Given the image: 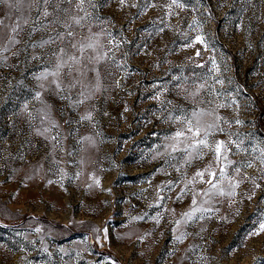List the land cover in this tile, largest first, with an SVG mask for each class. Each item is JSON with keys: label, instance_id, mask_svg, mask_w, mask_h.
I'll use <instances>...</instances> for the list:
<instances>
[{"label": "rangeland", "instance_id": "1", "mask_svg": "<svg viewBox=\"0 0 264 264\" xmlns=\"http://www.w3.org/2000/svg\"><path fill=\"white\" fill-rule=\"evenodd\" d=\"M92 2L75 31L107 53L89 65L100 90L87 72L75 88L62 77V93L37 79L58 44L30 46L49 34L30 35L35 8L0 3V32L17 17L22 29L0 39V264H264V0ZM185 118L212 124L227 160L189 158L183 137L173 150ZM209 166L226 193L239 181L234 195H203L210 177H193Z\"/></svg>", "mask_w": 264, "mask_h": 264}, {"label": "snow or ice", "instance_id": "2", "mask_svg": "<svg viewBox=\"0 0 264 264\" xmlns=\"http://www.w3.org/2000/svg\"><path fill=\"white\" fill-rule=\"evenodd\" d=\"M64 3L72 4L77 9L75 15H72L70 11L66 12L65 9L59 7L58 0H0V3H7L8 6L15 7L17 12H21V6L27 5V10L30 12L31 9L35 8L37 12V17L31 20L32 27L30 31V35L35 34L37 31L41 29L47 30L49 32L47 38L41 37L39 41L32 43L30 46L33 48H43L46 45L51 44H58L57 48L52 51L51 56L54 58L53 64L51 67H46L45 70L37 77V79L48 80L51 77L50 84L54 86L55 90L58 93H62L65 90V85L62 82V77L69 80L67 85L68 88H75L80 85L82 82L80 77H83L87 74V72L94 73L95 76V90H100V79H99V69L89 65H92L93 62H99L103 60L107 53H100L98 49L103 47L99 45L98 40L96 42H92L95 37L98 36L97 33H91L87 39L89 42L84 43L83 40L77 41L76 39V31L77 27H83L86 22H91L92 20V13L88 11L89 8H95L96 5L92 2V0H63ZM120 3L123 5L126 3V0H120ZM172 4L176 7H183V4L178 3V0H172ZM87 5V7H85ZM135 6V5H133ZM51 7L52 11L50 12L48 8ZM60 13H65L64 16H61ZM82 13V15H81ZM21 16L23 13L21 12ZM43 18V21L40 18ZM23 24H29V18L23 19ZM60 24L64 31H56V25ZM7 27L3 20H0V28ZM22 31L21 29V20L20 17H17L14 26H11L10 32L14 35H5L4 33L0 32V39H7L8 45H15L19 43L16 39V35ZM89 32L91 30L89 29ZM54 33V35L52 34ZM197 41L203 43V40L200 37H197ZM62 43L64 46H59V43ZM8 46H5L0 51H8ZM91 50L92 53L95 55H89L87 57L84 56L86 51ZM199 54V53H197ZM214 67H218L215 65L213 61ZM216 83L222 84V80H217ZM199 87H204V85H200ZM81 96H84V99H88L89 96H85L84 92L80 93ZM40 93H36V98L39 99ZM67 98V97H64ZM83 100H78L77 103H83ZM223 107L224 105H219ZM196 113H193V116H196ZM91 113L87 114L86 116L81 117L83 120H90ZM183 122H186L188 127L186 129L187 133H190V136L185 135V130H178L176 131L175 135L171 137V139L177 141V144L173 145V150H177L178 144L180 143V138H185L186 140L190 141L187 147L183 150L187 153L189 158L192 157L193 153H196L198 158H202V152L204 149H207L209 152L213 153L215 160L217 163L220 162L221 159L227 160V156L225 153L229 151L227 145L224 141H214L212 143L209 142V135L210 129L213 127L212 124L206 126L203 134L201 133V126L199 120H197L196 125L192 124L190 119L185 118ZM239 123V121H237ZM53 127L56 125L53 123ZM45 132L49 131V129H45ZM53 141L57 140V136L53 135L51 137ZM264 156V153H262ZM190 162V160H189ZM231 161H228V164H231ZM261 163L264 164V159L261 160ZM247 167H251V163L246 165ZM235 171L239 172V167L234 169ZM205 173L208 174L210 177L206 182L211 185V188L208 192L203 193L205 196H209L212 194V190H215L216 194L219 195H234L235 187L239 186V181L231 184V188L233 191L225 192L222 187H218V184L214 181L218 180V175L216 172L211 171V166L209 168L204 169L203 171H197L193 180L196 177L201 179L204 178ZM219 179H228L225 174V168L220 167L219 169ZM193 181H189L192 183ZM196 195L199 193L193 194L192 203L193 205L197 204ZM207 203V201H205ZM199 209L194 208L191 212L185 213V217L191 219L193 214L198 211ZM205 211H211V209H204ZM179 223V222H177ZM260 230L264 231V222L260 223L259 225ZM259 234V233H256ZM179 239V238H178Z\"/></svg>", "mask_w": 264, "mask_h": 264}]
</instances>
